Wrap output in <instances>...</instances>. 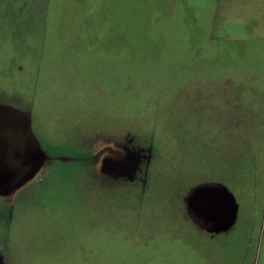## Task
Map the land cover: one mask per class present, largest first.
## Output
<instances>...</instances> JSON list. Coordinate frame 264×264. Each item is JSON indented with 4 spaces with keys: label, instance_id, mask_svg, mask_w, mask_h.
Returning a JSON list of instances; mask_svg holds the SVG:
<instances>
[{
    "label": "rangeland",
    "instance_id": "1",
    "mask_svg": "<svg viewBox=\"0 0 264 264\" xmlns=\"http://www.w3.org/2000/svg\"><path fill=\"white\" fill-rule=\"evenodd\" d=\"M187 3L202 0H140L137 24L124 27L134 39L120 47V68L115 46L102 64L78 59L73 48L69 57L51 60L43 43L34 60V36L38 44L45 36L36 20L26 27L33 34L7 40L12 29L5 42L0 34V103L31 113L34 134L52 159L13 204L0 201L5 264H174L172 250L187 235L172 225L188 218L189 192L226 177L238 187L242 215L258 219L262 233L264 146H235L234 139L229 145L233 125H203L196 104L189 113L188 61L190 53L203 56L206 44L205 16ZM86 49L98 59V45ZM226 126L227 134L220 131ZM125 137L139 165L122 176L135 180L97 173L92 145L102 142L105 150L108 139ZM150 145L153 160L145 163L142 150Z\"/></svg>",
    "mask_w": 264,
    "mask_h": 264
},
{
    "label": "crops",
    "instance_id": "2",
    "mask_svg": "<svg viewBox=\"0 0 264 264\" xmlns=\"http://www.w3.org/2000/svg\"><path fill=\"white\" fill-rule=\"evenodd\" d=\"M37 1L39 0H25L32 9L27 12V15L23 16V24H17L20 17H16L10 11H0V17H7L5 21L0 20V30L4 29V31H7L6 33H10L12 29L15 30L14 36L8 34L10 39H15L18 35L17 32L20 31L33 34V31L36 32L38 27L41 34L43 32V18L48 16V7L51 0H42L40 5L42 7L44 4L43 9L38 4L36 5ZM187 8L191 10L196 8L197 11L204 14L206 44L203 56L199 54L195 59L193 53H190L188 61L189 113L191 112V104H196L197 115L200 114L202 108L201 120L203 125H233L229 128V132L233 131L234 137H225L226 143L229 145L234 139L232 143L235 146L240 144V146L252 148L263 147L264 0H202V4L187 3ZM34 20L39 23V26L36 25L35 30L26 29V27L30 28L29 26L33 27ZM30 21L32 22L31 25H29ZM41 42L39 41L38 44L36 36H34L35 49L42 44ZM211 46L212 49L209 48ZM32 52L33 55L36 53L34 50ZM36 57H38V53L34 55V60L37 59ZM191 86L196 94L191 93ZM0 105L3 104L0 103ZM12 108L29 114L32 124L30 112L15 107ZM223 129L226 131H223ZM220 131L226 133L227 126L221 128ZM31 132L35 136L32 125ZM37 141L43 156L49 158V161L44 163L43 160L44 165L42 167L40 165L36 171L35 162L37 157L30 149V152L26 153V167L24 169L17 168L14 174L30 177L37 172L38 177L42 169L49 167L52 159L45 152L40 141L38 139ZM24 145L27 146V144ZM102 151L103 148H101L97 158L100 164H102L100 161ZM257 156H260L259 153ZM2 158L0 157L1 160ZM58 160L69 162L78 159L63 157ZM253 160L260 161L262 159L258 157V159ZM8 165L5 166L8 167ZM101 166L103 167V165ZM32 182L34 180L30 183ZM232 182L219 180L206 183H217L226 186L237 199L238 187H234L235 184ZM25 186L17 190L14 197L9 194L0 196V201L7 205L8 203L13 204L18 193ZM237 203L239 205L238 217L229 225L225 221L214 224H201L196 218L200 215L201 209L195 207V211H193L194 209L185 203L188 218L173 223L172 228L178 236L186 231L185 235L189 238L185 239L187 236L181 237L180 243H182L181 248L184 252H181L180 255L179 251L182 249L179 247L173 248L172 252L178 259V262L174 260V262L176 261L174 264H226L227 253L230 252L232 264H264V228L261 233L262 224L258 219H240V203L238 200ZM177 234H174V236H177ZM0 264H5L4 257L1 254Z\"/></svg>",
    "mask_w": 264,
    "mask_h": 264
},
{
    "label": "trees",
    "instance_id": "3",
    "mask_svg": "<svg viewBox=\"0 0 264 264\" xmlns=\"http://www.w3.org/2000/svg\"><path fill=\"white\" fill-rule=\"evenodd\" d=\"M129 2H132V7L129 6ZM41 3L42 0H39L36 5L41 7ZM137 4L139 8L142 7L140 0H51L48 16L43 18V35H45L41 42L44 44L43 50L47 51L51 60H56L60 57H69L68 52L73 48L78 59L83 56L88 61L97 60L102 64L110 46L120 48L128 40L134 39H129V34L124 31V27L137 24V13L133 10ZM31 9L32 7L25 0H0V11H10L16 17H20L17 24H23V16L27 15ZM6 32L4 29L0 30L3 42H5ZM9 38L10 36L7 40ZM91 44L99 46L98 59L86 49ZM47 46H49L48 50ZM39 51V47L34 48V52ZM117 53L119 56L116 57L118 60L116 62L120 68L123 66L121 56L124 53L121 48L117 49ZM229 179L226 177L224 181ZM236 196L240 203L239 218H249L242 215L243 204L238 194Z\"/></svg>",
    "mask_w": 264,
    "mask_h": 264
},
{
    "label": "water",
    "instance_id": "4",
    "mask_svg": "<svg viewBox=\"0 0 264 264\" xmlns=\"http://www.w3.org/2000/svg\"><path fill=\"white\" fill-rule=\"evenodd\" d=\"M31 125L29 114L0 105V157H3L0 159L1 197L8 194L14 197L17 190L36 179L37 172L30 177L14 174L17 168L26 167V153L30 152V149L37 157L36 171L40 165L42 167L49 161V158L43 156L38 141L31 132ZM3 142L8 144L9 149L2 148ZM102 152L100 161L107 170L123 173L138 168L139 160L136 153L116 142L108 143ZM186 203L193 209L195 207L201 209L200 215L196 216L201 224L225 221L229 225L238 217L239 205L236 197L221 184L205 183L195 187L189 193Z\"/></svg>",
    "mask_w": 264,
    "mask_h": 264
},
{
    "label": "flooded vegetation",
    "instance_id": "5",
    "mask_svg": "<svg viewBox=\"0 0 264 264\" xmlns=\"http://www.w3.org/2000/svg\"><path fill=\"white\" fill-rule=\"evenodd\" d=\"M129 136H130V134H129ZM128 138V137H127ZM126 137H125V142H121V143H117L116 141H114V140H110V139H108L107 140V142L105 143V144H108V143H110V142H116L118 145H121V146H123V147H125V148H128V146H130V148H132L131 147V144H132V140H129V139H127ZM100 145V146H99ZM101 145H102V142L100 143V144H98V143H94V145H92L93 146V150L91 149V150H89V152L91 153V156L93 157V161L91 162V164L94 166V168H95V170L97 171V173H102V174H106L107 176H109L106 172H104V171H109L110 173H114V171H112V170H107L106 168H103L101 165H103V164H100L99 162H98V154L100 153V150H101ZM152 145H150V147L148 148V149H144V150H142V152H143V156H142V158H143V160H144V162L145 163H149L150 161H152L153 160V153H152ZM129 149V148H128ZM133 150H135L136 151V149H134V148H132ZM137 152V151H136ZM148 153V154H147ZM88 154V153H87ZM88 161H89V159H87ZM149 165V164H148ZM137 170V169H136ZM136 170H135V173H136ZM146 172V171H145ZM123 173H129V172H123ZM147 173V172H146ZM118 176H120V177H118L117 179H119V178H126L125 177V175L124 176H122L123 174L122 173H118L117 174ZM145 177H146V179L144 180V186H145V184H146V182H147V178H148V174H146L145 175ZM109 178H112V179H116V177H114V176H109ZM126 179H128V180H135V176L133 175L132 177H129V178H126ZM29 185H26L24 188L26 189L27 187H28ZM23 188V189H24ZM22 189V190H23ZM22 190H20V192L22 191ZM20 192L18 193V195H17V197L19 196V194H20ZM16 197V198H17Z\"/></svg>",
    "mask_w": 264,
    "mask_h": 264
}]
</instances>
